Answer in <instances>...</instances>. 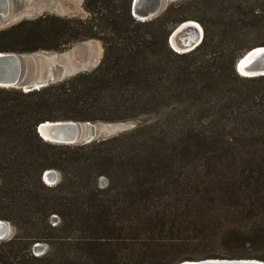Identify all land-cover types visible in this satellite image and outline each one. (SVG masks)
Here are the masks:
<instances>
[{"label": "trees", "instance_id": "16d2710c", "mask_svg": "<svg viewBox=\"0 0 264 264\" xmlns=\"http://www.w3.org/2000/svg\"><path fill=\"white\" fill-rule=\"evenodd\" d=\"M132 5L83 0L87 17L45 14L0 30V53L104 46L92 71L32 91L0 86V221L16 228L0 240V264L264 261V76L236 69L264 46L253 40L264 37V0H182L147 21ZM190 20L204 38L179 53L170 36ZM140 119L83 145L38 133L47 121ZM48 170L60 173L56 185ZM37 244L47 251L36 255ZM203 246L212 250L195 254Z\"/></svg>", "mask_w": 264, "mask_h": 264}, {"label": "rangeland", "instance_id": "374dc122", "mask_svg": "<svg viewBox=\"0 0 264 264\" xmlns=\"http://www.w3.org/2000/svg\"><path fill=\"white\" fill-rule=\"evenodd\" d=\"M166 1V5L164 9L159 12V15H161L170 4L175 2L178 3L182 0ZM10 3L11 6L7 14L0 17L1 29L17 24L23 20L36 19L45 14H51L60 17H87V14L83 8V0H10ZM196 22L201 25L200 22ZM253 40L261 43L264 41V37L255 36V39ZM259 46L262 45L259 44ZM103 55L104 46L99 40L77 42L65 52L42 51L32 54L20 55V80L15 87L22 88L25 91L24 88H26V86L41 80H45L50 77L51 74H54L52 83H58L79 73L92 71L99 66ZM143 121V119H140L137 121L121 123L97 122L92 123V126L95 131L96 138L99 140L130 131ZM55 171L59 173L57 170ZM60 180L61 175L59 173L58 182ZM107 183L108 182L105 178L100 179V185L102 187L107 186ZM51 185L56 184L51 183ZM58 221L59 220L54 221L53 224H57ZM5 222L8 224L9 230L4 240H8L16 235V228L10 222ZM37 245V248L34 249L36 255H42L48 249L46 244H40V246ZM204 250L210 252L212 247H200L197 249L195 254H201V252Z\"/></svg>", "mask_w": 264, "mask_h": 264}, {"label": "water", "instance_id": "95a60500", "mask_svg": "<svg viewBox=\"0 0 264 264\" xmlns=\"http://www.w3.org/2000/svg\"><path fill=\"white\" fill-rule=\"evenodd\" d=\"M166 2H167L166 0H133V5H132L133 15L137 19L142 21L153 19L154 17L159 15V12L162 9H164ZM10 6H11L10 0H0V17L5 16L7 14L8 10L10 9ZM188 22L189 21L179 25L170 36V44L172 48L179 53H181V51L175 49L171 39L173 37L179 39L180 27ZM0 30H1V24H0ZM202 33H203L202 40L200 41V43L195 44L190 51L196 49L201 44L204 38V29ZM193 43H196V41H193ZM236 69L242 76H246V77L264 76V46L253 48L252 50L244 54L241 58H239L236 63ZM20 70H21L20 54L0 53V83H7V82L11 83L12 81H14L13 85L15 87L20 80ZM53 77L54 74H52L50 77H48L45 80L39 81L37 85L31 84L26 86V88L24 89L25 91L41 89L51 84ZM0 86L10 87L1 84ZM38 133L46 141L61 145H80V144L83 145V144H89L97 140L91 122H86L84 124L83 122H75V121H47L41 123L38 126ZM58 179H59V173H57L55 170H48L44 174V181L49 185H51V183L57 184ZM2 222H4V224L6 223L5 221ZM5 237L6 234L3 237H0V240H4ZM37 246H40V244H38ZM180 264H264V261L259 259H200V260L184 261Z\"/></svg>", "mask_w": 264, "mask_h": 264}, {"label": "bare ground", "instance_id": "6f19581e", "mask_svg": "<svg viewBox=\"0 0 264 264\" xmlns=\"http://www.w3.org/2000/svg\"><path fill=\"white\" fill-rule=\"evenodd\" d=\"M202 28L203 27L199 23L194 22V21H189L188 23L182 25L180 27L179 39L174 38V37L171 39L175 49L178 51H181V52L190 51L191 48L195 44L200 43V41L202 40V37H203V33H202L203 29ZM193 41H196V43H193ZM258 51H260V50H258ZM12 80H14V79H12ZM12 80H10V81H12ZM38 82H36L34 84L37 85ZM11 83L7 82V83H0V84L1 85H7L10 87L11 86L14 87V85H13L14 81H12ZM8 230H9L8 224L7 223L4 224V222L0 221V237H3L5 234H7Z\"/></svg>", "mask_w": 264, "mask_h": 264}]
</instances>
